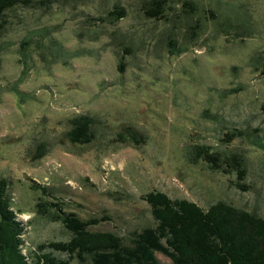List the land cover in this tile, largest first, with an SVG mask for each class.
Masks as SVG:
<instances>
[{"label":"rangeland","instance_id":"obj_1","mask_svg":"<svg viewBox=\"0 0 264 264\" xmlns=\"http://www.w3.org/2000/svg\"><path fill=\"white\" fill-rule=\"evenodd\" d=\"M156 1L34 0L6 11L0 178L30 221L32 247L72 235L38 212L44 187L83 219L108 216L91 229L127 244L156 224L144 198L152 190L264 215V0H164L161 17L152 16ZM79 115L94 119L88 143L69 135ZM127 127L146 142L126 135ZM195 143L242 153L250 188L233 184L235 172L193 164L187 150Z\"/></svg>","mask_w":264,"mask_h":264},{"label":"trees","instance_id":"obj_2","mask_svg":"<svg viewBox=\"0 0 264 264\" xmlns=\"http://www.w3.org/2000/svg\"><path fill=\"white\" fill-rule=\"evenodd\" d=\"M33 2L0 0V29L7 24L6 11ZM165 2L156 1L152 16L163 15ZM113 12L118 17L125 15L124 10ZM119 67L123 69V64ZM93 121L87 115L72 118L71 139L78 143L92 141ZM238 133L226 135L232 139ZM125 134L138 144L147 140L132 127H127ZM45 148L44 143L38 145L37 157L44 155ZM187 156L193 164L204 160L214 170L225 174L235 172L233 184L241 191L250 188L245 182L248 169L242 153L195 143L188 147ZM9 185L8 178H0V264H70L76 257L84 264H163L157 255L159 251L171 257L170 264H264V215L225 200L204 207L187 198H172L160 190L149 191L144 196L156 224L134 231L127 244L123 236L113 231L91 229L108 216L83 219L67 211L65 203L44 187L48 199L38 202V212L53 221H62L72 235L68 240L43 241L32 247L25 238L30 221H24L21 218L24 212L14 207ZM56 252L66 253L68 257Z\"/></svg>","mask_w":264,"mask_h":264},{"label":"clouds","instance_id":"obj_3","mask_svg":"<svg viewBox=\"0 0 264 264\" xmlns=\"http://www.w3.org/2000/svg\"><path fill=\"white\" fill-rule=\"evenodd\" d=\"M21 218H22V214H21Z\"/></svg>","mask_w":264,"mask_h":264}]
</instances>
